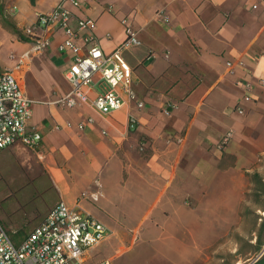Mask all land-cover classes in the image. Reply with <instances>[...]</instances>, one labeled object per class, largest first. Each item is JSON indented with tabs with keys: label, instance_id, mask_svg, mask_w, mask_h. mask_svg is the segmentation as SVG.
<instances>
[{
	"label": "crops",
	"instance_id": "obj_1",
	"mask_svg": "<svg viewBox=\"0 0 264 264\" xmlns=\"http://www.w3.org/2000/svg\"><path fill=\"white\" fill-rule=\"evenodd\" d=\"M58 2L4 0L3 16L17 32L0 24V49L12 58L0 59V69L19 77L32 101L28 124L42 138L33 148L15 141L1 149L0 174L44 182L51 194L30 228L2 223L22 236L13 241L63 201L109 230L86 250L85 264H248L264 253V207L244 201L245 173L264 170V0L65 3L73 26L95 21L104 52L126 42L127 28L135 38L122 55L143 106L127 101L108 114L56 103L70 89L63 70L73 57L57 50L62 30L36 31L49 38L44 49L25 35ZM106 89L92 84L93 93Z\"/></svg>",
	"mask_w": 264,
	"mask_h": 264
},
{
	"label": "built area",
	"instance_id": "obj_2",
	"mask_svg": "<svg viewBox=\"0 0 264 264\" xmlns=\"http://www.w3.org/2000/svg\"><path fill=\"white\" fill-rule=\"evenodd\" d=\"M84 1L59 0L50 11L38 14L36 21L25 30V35L39 49H44L50 41L47 37H36L38 29L62 30L64 37L57 50L73 55L70 64L63 70L70 89L56 103L73 107L84 102L101 114H108L127 101H134L137 107H142L143 103L137 99L133 89V69L122 55L127 40H135L132 32L127 28L126 42L111 52H104L98 43L92 18H78L75 26L71 24L73 15L65 3L79 7ZM78 39H82V44ZM227 65L230 67L231 62H227ZM95 82L105 83L107 89L93 93L92 84ZM261 84H264V80ZM245 86L248 92L252 91L251 82L247 81ZM249 99V93L244 95V101ZM31 106L32 101L24 95L17 74L12 70L0 69V150L15 141H21L30 148L40 142L41 133L28 124ZM234 109L240 114L244 113L239 103ZM134 124V119L130 118L129 127L133 128ZM83 126V123L79 124L80 128ZM231 137L232 132L228 130L219 144L225 145ZM108 233L104 224L78 205L70 207L58 201L42 222L19 243L13 241L9 230L0 220V264H85L86 250L103 240ZM93 264L112 262L101 259Z\"/></svg>",
	"mask_w": 264,
	"mask_h": 264
},
{
	"label": "rangeland",
	"instance_id": "obj_3",
	"mask_svg": "<svg viewBox=\"0 0 264 264\" xmlns=\"http://www.w3.org/2000/svg\"><path fill=\"white\" fill-rule=\"evenodd\" d=\"M4 10V0H0ZM10 19L9 16L5 17ZM0 24L8 28L0 16ZM0 59L12 60L7 57L4 48L0 49ZM256 174V176H255ZM7 174H0V220L5 225L12 224L15 227L26 230L33 226L37 221V215L43 210L51 198L46 184L41 181L24 180ZM246 190L244 191V201L252 202L253 205L264 207V170L260 172L251 171L245 173ZM21 230V233H22ZM15 242L21 239V235L10 233ZM136 249L127 254V258L137 260ZM228 258V261H230Z\"/></svg>",
	"mask_w": 264,
	"mask_h": 264
},
{
	"label": "trees",
	"instance_id": "obj_4",
	"mask_svg": "<svg viewBox=\"0 0 264 264\" xmlns=\"http://www.w3.org/2000/svg\"><path fill=\"white\" fill-rule=\"evenodd\" d=\"M31 1L33 2V0H31ZM0 16L2 17L4 24L8 27V29H10L11 31L17 32L15 26L10 21H8L6 18H4V16H3V6H2L1 3H0ZM22 39L26 40L25 37L24 38L22 37ZM255 176H256V174H255Z\"/></svg>",
	"mask_w": 264,
	"mask_h": 264
},
{
	"label": "water",
	"instance_id": "obj_5",
	"mask_svg": "<svg viewBox=\"0 0 264 264\" xmlns=\"http://www.w3.org/2000/svg\"><path fill=\"white\" fill-rule=\"evenodd\" d=\"M248 264H264V253L259 254L252 262Z\"/></svg>",
	"mask_w": 264,
	"mask_h": 264
}]
</instances>
